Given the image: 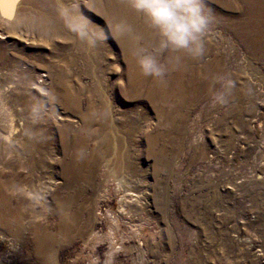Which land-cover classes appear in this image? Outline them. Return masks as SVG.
<instances>
[{
  "label": "rangeland",
  "instance_id": "374dc122",
  "mask_svg": "<svg viewBox=\"0 0 264 264\" xmlns=\"http://www.w3.org/2000/svg\"><path fill=\"white\" fill-rule=\"evenodd\" d=\"M20 1L13 5V17ZM248 5L246 0H203L211 23L200 55L191 58L199 78L194 83L177 74L178 65L161 80L141 75L136 64L125 68L109 34L95 48L82 44L72 52L77 60L64 69L69 76L63 75L83 89L92 87V62L86 58L91 55L110 104L105 117L111 120L108 150L99 156L89 182L68 183L62 166L73 149H82L89 164L94 161L98 148L86 139L83 118L94 119L92 132L104 118L84 113L85 94L77 98V106L54 99L58 77L36 58L41 54L46 61L57 53L61 31L38 19L16 22L23 30L0 20L1 92L10 94L14 86L8 80L16 75V95L32 101L21 111L8 99L6 124L0 116V143L10 139L12 150L0 155V182H11L7 193L12 207L21 192L28 193L31 215L18 229L0 223V264H264V53L217 14L220 9L234 14L233 6L242 11ZM100 29L107 32L104 25ZM150 38H136L144 54L154 47L156 37ZM175 54L156 58L166 66ZM214 62L213 75L205 82L206 69ZM134 73L136 92L128 86ZM38 74L47 78L45 84ZM155 82L175 94L158 102L143 96ZM230 89L239 94L228 96ZM215 95H223L224 103L214 102ZM37 106H42L39 113L32 111ZM32 127L37 128V144L30 147L23 135ZM62 133L81 138V148L68 146ZM120 160L130 167L115 169ZM111 170L132 180L127 195L115 181L106 180ZM36 194L47 201L69 199L62 229L53 207ZM109 214L116 216V226Z\"/></svg>",
  "mask_w": 264,
  "mask_h": 264
},
{
  "label": "bare ground",
  "instance_id": "6f19581e",
  "mask_svg": "<svg viewBox=\"0 0 264 264\" xmlns=\"http://www.w3.org/2000/svg\"><path fill=\"white\" fill-rule=\"evenodd\" d=\"M17 1L18 0H4V2L0 4V20H3L4 23H12L16 25L14 26L16 29L23 30L21 29L22 24H17L16 22L26 19L32 21L34 19H38L44 21L45 26L49 28H57L61 31V34H59L58 36L61 42L55 50L57 53H54L53 56H51L50 60L45 61L42 58L43 55H36V58L41 61V66L43 64L47 65L52 69V74L56 78L58 77L57 87L52 90L51 96L59 103H61V105L77 106V98H79L82 94H85L87 95L88 100L84 113L90 115L91 113L95 112L94 115H99V119L104 118L102 119L103 123H101V126L97 128L98 131L95 130L94 132L90 131L89 129V126L94 119H92L90 116L83 118V127H86V125H88V128H84L87 131L86 139H92L93 141H95L96 147L98 148V151L96 152L94 157V161L89 164V157L88 155L81 152L83 151L82 149H73L68 153L69 162H66L62 166L63 174L66 176L68 183H72L78 179L89 182L96 170L95 165H97L98 163L99 156H105L106 150H108V143L110 141V138H108L106 134L111 130V120H106L105 117L110 114V104L108 102V99L106 98V91L104 87L100 82L98 83V80H100V78L96 74L97 65L94 59H92L91 55L86 56V58L89 60V62H92V65L90 64L92 87L83 89L77 82H75V80H71L65 77L69 75L64 71V69L67 67H71L77 60V58L73 54L74 51L82 47V43L76 41L71 31H69V29L78 22V16L76 14L75 6H79V12L83 13V15L88 18L93 26H96L97 28H101L102 25L106 26L108 34L112 37L113 41H115L116 45L119 47V54L121 55L122 59L121 62L124 64L123 66L125 68L127 64L128 67L135 66V58L136 55H138L137 47L135 44L136 38L141 37L142 39H144V41H149V37L151 36L152 40L150 38V41H154L155 39L153 40V37H155V34L145 27L142 19L139 20L138 14L133 13L126 7V0H19L21 6H19V9L17 10L16 16L13 17V5ZM246 1L249 4L247 7L248 10L245 9L242 11H238V7L233 6L232 9L235 12L234 14L228 13L226 10L223 13L221 12V9L218 10L219 12L217 14L220 15L221 19L225 21L229 27L234 28L235 30L239 29L240 33L247 38L246 41L250 44L251 47L255 46L257 50H260L262 51V53H264V41L262 42L264 38V0ZM242 13H244V15ZM7 15H10L11 19L5 18V16ZM113 25L116 26L115 32L112 31ZM1 35L2 34L0 32V36ZM22 35L23 33H21L20 31L17 34L18 37H21ZM41 37H43V35ZM131 53H135L136 55H133ZM190 62L191 57H188L183 53H176L175 55H171L167 59L166 68L168 70H171L172 68H174V66L178 65L179 71H177V74H179L183 79L190 80L188 82L194 83V80L198 78V74L190 66ZM214 64L215 62L212 64L210 63L211 66L206 69L205 82H207L209 78L212 77ZM58 68L62 70L60 74H57ZM5 72L6 71L4 70L2 73ZM63 73L65 76L63 75ZM134 74L135 75H132L133 78L131 79V81H129L128 86L133 92H136V76L138 73ZM14 76L17 77L16 75ZM14 76H11L10 80H8V82L12 84L10 85V88L14 86L13 89L10 90V94L8 93L9 95H4V93L1 92L0 88V116L3 118L1 123L2 125L6 124V118L8 119V117H6L9 113V108L7 106L8 99H10L11 101H16L19 110L21 111L23 110V107L32 102L28 101L23 95H16V92L18 90H16V81L18 82V80ZM38 76H40L42 79H45V84L47 78H45L42 74H38ZM139 82L140 81L138 80V83ZM38 86L39 85H34L32 88H38ZM39 87L42 88L43 86ZM31 91L33 92V89H31ZM173 93L175 94V90L170 89L163 82H155L154 85H151L150 87L143 90V96L148 97L154 102H158L161 98ZM235 94H239V92H236L234 89H230L228 91V96H233ZM164 117L165 115L161 116L160 118L162 119ZM166 120L168 121V118H166ZM36 129L37 128L32 127L27 128L24 131V145L35 146L37 144ZM1 137L2 134L0 133V139ZM60 138L63 139L68 146L71 145L72 147L81 148L82 144L80 145L78 143L81 142L82 139L77 136L71 137L66 133H62L60 134ZM2 141L3 144L0 143V155L2 156L3 153L12 154V150L10 148V139L4 137ZM120 166L129 168L130 164H128V162L120 160L117 166L115 165V169L119 168ZM113 171L111 170L112 173H109L106 176V180L115 181L116 186L122 188L124 190V193L127 195L129 193L128 190L130 185L132 184V180L128 175L118 174L117 172ZM10 187V181L0 182V223L6 224V229H9L11 226H17L18 229L20 224H23V222L27 223L28 221L26 222V219L29 220L31 217L30 210L27 209L29 202V199L27 198L28 193L25 194L21 192L18 196L19 200L17 202V205L15 207H12L7 193ZM37 195L39 194H36V197L37 199H40L42 203H47V205H51L53 207L54 216L56 217L58 227L59 229H62L65 226L62 212L64 210V204L69 199L55 196L53 197V200L47 201L46 197L43 194H41V196ZM70 198H74V195ZM76 215L78 217L77 213L72 215L74 219ZM110 217L112 220V225L116 226V221L113 220V218H116V216L109 214V218ZM109 233L113 234V230L111 229ZM109 242L112 243V241ZM114 245L115 244L110 245V254L113 251L112 247ZM43 248L44 247H42L40 250H42Z\"/></svg>",
  "mask_w": 264,
  "mask_h": 264
},
{
  "label": "clouds",
  "instance_id": "9594fccd",
  "mask_svg": "<svg viewBox=\"0 0 264 264\" xmlns=\"http://www.w3.org/2000/svg\"><path fill=\"white\" fill-rule=\"evenodd\" d=\"M78 22L69 29L74 39L86 48L92 49L108 38L104 29L93 26L76 5ZM126 7L139 15L145 27L156 37L150 54L137 49L135 64L140 74L161 80L167 68L156 57L164 52L183 53L196 58L202 51V42L211 23L206 13L203 0H126ZM113 25L112 31L115 32ZM46 95V94H45ZM216 103H224L223 95L213 96ZM42 106L32 109L39 113Z\"/></svg>",
  "mask_w": 264,
  "mask_h": 264
},
{
  "label": "snow or ice",
  "instance_id": "6c2138e0",
  "mask_svg": "<svg viewBox=\"0 0 264 264\" xmlns=\"http://www.w3.org/2000/svg\"><path fill=\"white\" fill-rule=\"evenodd\" d=\"M3 2H4V0H0V4H2ZM5 18L11 19V16L10 15H7V16H5Z\"/></svg>",
  "mask_w": 264,
  "mask_h": 264
}]
</instances>
